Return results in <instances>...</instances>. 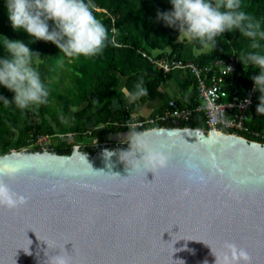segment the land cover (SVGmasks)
Returning a JSON list of instances; mask_svg holds the SVG:
<instances>
[{"label":"water","instance_id":"1","mask_svg":"<svg viewBox=\"0 0 264 264\" xmlns=\"http://www.w3.org/2000/svg\"><path fill=\"white\" fill-rule=\"evenodd\" d=\"M169 125L139 133L169 156L153 172L136 167L145 153L132 132L0 156L15 173L6 182L28 197L0 207V264H46L60 252L71 264H222L227 243L264 264V144Z\"/></svg>","mask_w":264,"mask_h":264},{"label":"trees","instance_id":"2","mask_svg":"<svg viewBox=\"0 0 264 264\" xmlns=\"http://www.w3.org/2000/svg\"><path fill=\"white\" fill-rule=\"evenodd\" d=\"M212 2L215 4L217 0ZM240 2L241 10L259 21L261 31H264V0ZM85 3L107 30L102 53L93 57L66 56L51 42L37 40L29 43L32 38L26 32L13 30L7 15L6 0H0V59L6 55L5 37L10 41L23 42L30 51L39 53L40 57H33L32 66L39 71L50 92L47 103L24 110L12 102L6 104L0 99V156L11 150L20 151L25 148L38 151L33 146L35 140L55 134L56 129L65 132L71 130L76 134L75 139L86 136L88 132L90 135L86 137H95L91 145L79 147L96 146L108 133L128 132L123 123L134 112L135 103L129 102L127 93L133 91L134 85L142 79L147 95L139 97L137 101L141 105L151 102L159 87L172 74H163L154 69L141 54L151 56L150 51L159 50L162 52L155 58L174 55L182 59L181 43L177 42L178 32L157 20L158 10H172L170 0H85ZM257 39L260 47L252 49L249 38L238 30H232L218 35L216 43L208 47L192 42L193 47L201 51L192 61L202 66L233 55L238 60L233 84L238 88L250 87L254 85L252 75L258 74L260 69L250 63L243 64L242 58L249 52L264 55V39ZM180 88L189 89V102L185 105L177 101L175 103L179 107L195 106L198 101L194 81L186 73ZM13 96L14 93L0 85V97L11 101ZM259 97V91H255L254 102L245 123L246 131L237 133V136L248 142L263 144L264 114L256 111ZM179 123L181 128L207 130L201 113L194 114L188 122ZM69 124L70 129L67 128ZM99 126L101 129L96 130ZM139 131L133 132L137 134ZM254 132L263 137L255 138L252 135ZM74 145V140L55 145L49 143L48 149L65 150Z\"/></svg>","mask_w":264,"mask_h":264},{"label":"clouds","instance_id":"3","mask_svg":"<svg viewBox=\"0 0 264 264\" xmlns=\"http://www.w3.org/2000/svg\"><path fill=\"white\" fill-rule=\"evenodd\" d=\"M171 11H157V20L163 21L167 27L178 32L177 42H198L204 47L214 45L215 38L225 32L238 30L244 37L251 40V48L260 47L258 37L264 39L260 22L241 10L240 0H170ZM8 19L13 30H23L32 38L29 43L37 40L51 42L66 56L93 57L101 54L107 39V30L94 16L85 0H6ZM51 23V26H50ZM4 51L6 55L0 59V85L14 93L9 101L0 97L4 103L12 102L24 110L36 104L47 103L49 88L42 81L39 71L34 68L33 57L39 53L30 51L23 42L9 40L5 37ZM243 64H252L260 69L252 75L254 91H259L258 114H264V55L249 52L242 58ZM147 95L141 79L134 85L133 91L127 93L129 102ZM130 135H132L130 133ZM136 151L145 153L137 160L136 167L147 169L148 172L167 167L169 156L160 150L147 145L142 134H135ZM133 152V143L130 142ZM113 153L106 152V156ZM189 168L193 165L188 164ZM97 172V171H94ZM102 172V171H99ZM15 178V173L0 169V207L15 211L28 203V197L12 189L6 182ZM193 179V177H189ZM48 248L54 247L47 243ZM222 264H249L251 259L245 248L234 243L225 245ZM183 264V261H180ZM46 264H71L70 257L60 252L48 256ZM206 264V262H205ZM218 264V261H217Z\"/></svg>","mask_w":264,"mask_h":264},{"label":"built area","instance_id":"4","mask_svg":"<svg viewBox=\"0 0 264 264\" xmlns=\"http://www.w3.org/2000/svg\"><path fill=\"white\" fill-rule=\"evenodd\" d=\"M141 57L163 74L176 71L188 74L194 81L198 103L193 107H179L174 100H169L160 112L151 116L139 117L132 113L123 123L128 132L134 134L135 130H140L139 133H142L156 128H168L171 127L170 121L188 122L197 113L203 115L207 128L205 131L232 136L246 131L245 123L249 118V109L254 102L255 91L254 85L238 88L233 84V75L238 66L235 56L231 55L226 59H218L202 66L192 60L177 59L174 55L155 58L142 53ZM99 129L101 126L96 128ZM88 135L89 132L86 136ZM252 135L255 138L263 137L258 132ZM75 138L74 132L55 133L51 136L38 137L33 146L44 150L48 149L50 140L73 141Z\"/></svg>","mask_w":264,"mask_h":264},{"label":"crops","instance_id":"5","mask_svg":"<svg viewBox=\"0 0 264 264\" xmlns=\"http://www.w3.org/2000/svg\"><path fill=\"white\" fill-rule=\"evenodd\" d=\"M180 43H181L180 56L184 60H193L201 52L193 47L192 42H180ZM193 50H195V52ZM205 50H207V48ZM182 79H183V75L181 74V72H177V71L172 72L171 78L168 81H166L164 84H162L158 90H161L162 93L166 95H170V96L178 95L177 98L172 97L169 100H174L177 101L180 105H185L186 103L189 102L190 95L188 90H182L180 88V83L182 82ZM175 93L177 94L175 95ZM133 102L135 103V109L133 113L139 117L151 116L157 113L158 111H160L167 103L162 96L155 98L153 101L147 102L143 105L139 104L137 99ZM67 128L70 129L71 125L69 124ZM49 143L51 145H55L57 144V141L50 140Z\"/></svg>","mask_w":264,"mask_h":264},{"label":"rangeland","instance_id":"6","mask_svg":"<svg viewBox=\"0 0 264 264\" xmlns=\"http://www.w3.org/2000/svg\"><path fill=\"white\" fill-rule=\"evenodd\" d=\"M165 51V50H164ZM167 51V50H166ZM194 52H195V50H193ZM160 52H162V51H159V50H153V51H150V55L152 56V57H155L158 53H160ZM183 76L185 75V73H181ZM188 91H189V89H188ZM176 92V91H175ZM182 92H184V91H182ZM177 93H175V95H176ZM160 96H162L165 100H166V102H168V100L170 99V98H177L178 97V95H176V96H173V95H166V94H164V93H162V91L161 90H158V92H157V94H156V97L155 98H158V97H160ZM66 132H70V131H66ZM55 133H65V131H62V130H58V129H56V132ZM54 141H57V143H59V142H63V140H54ZM50 142V141H49ZM48 142V143H49ZM66 142H68V141H66ZM74 142L76 143V145H78V146H84V145H91L93 142H95V137H86V136H83L82 138H77V139H74Z\"/></svg>","mask_w":264,"mask_h":264},{"label":"flooded vegetation","instance_id":"7","mask_svg":"<svg viewBox=\"0 0 264 264\" xmlns=\"http://www.w3.org/2000/svg\"><path fill=\"white\" fill-rule=\"evenodd\" d=\"M125 141V140H124ZM114 142V143H108V144H124L125 142ZM126 142H127V140H126ZM101 144V142H99V143H97V145H100ZM96 145V146H97Z\"/></svg>","mask_w":264,"mask_h":264}]
</instances>
